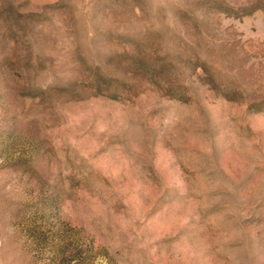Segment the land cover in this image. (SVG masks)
Returning a JSON list of instances; mask_svg holds the SVG:
<instances>
[{
	"label": "rangeland",
	"instance_id": "rangeland-1",
	"mask_svg": "<svg viewBox=\"0 0 264 264\" xmlns=\"http://www.w3.org/2000/svg\"><path fill=\"white\" fill-rule=\"evenodd\" d=\"M0 264H264V0H0Z\"/></svg>",
	"mask_w": 264,
	"mask_h": 264
}]
</instances>
